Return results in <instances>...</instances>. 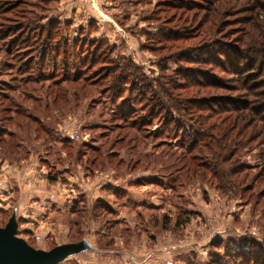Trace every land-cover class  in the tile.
I'll use <instances>...</instances> for the list:
<instances>
[{
    "label": "rangeland",
    "instance_id": "1",
    "mask_svg": "<svg viewBox=\"0 0 264 264\" xmlns=\"http://www.w3.org/2000/svg\"><path fill=\"white\" fill-rule=\"evenodd\" d=\"M185 1L200 3L204 8L175 10L178 0H0V31L7 33L0 45L4 48L5 41H14L16 33L10 34L9 28L18 27L19 22L26 23L29 17H37L40 26L67 28L60 30L58 38L79 39L76 48L81 43L84 45L80 56L89 48L88 43H92L102 48L110 60L132 63L147 83L153 84L152 90L157 91L154 81L160 86L168 79L175 81L173 72L178 69L174 60L176 49L164 45L166 38L158 41L159 32L168 31L166 22L177 25V29L186 26L185 33L211 31L212 35L206 36L210 39L205 40L208 45L211 41L215 46L221 43L245 50L254 40L264 39V21L259 19H264L261 15L264 13L255 9L252 0ZM258 3L264 6V0ZM212 6L217 11L215 15L208 10ZM258 29L262 36L255 32ZM178 32L184 33L182 29ZM194 43L193 40L180 44L188 48ZM143 44L149 47L143 49ZM207 53H214L215 59H224L227 67L226 58L214 47L197 50L194 56ZM228 54L231 57L233 52ZM0 61H6L3 54ZM163 62L164 72L160 70ZM180 67H193L203 73L199 79L205 77L211 81L209 84H214V87H207V83L201 89L195 87L193 91L198 90L199 95L194 100L213 98L215 109L230 105L243 107L246 101H254L249 92L238 87L237 75L229 67L225 69L227 73L219 67L202 64L183 63ZM99 78H85L89 87L85 89L86 95H77L79 101L71 99L66 108L52 107L49 118L55 136L61 140L73 139V146L66 147L59 142L54 145L51 156L45 157L40 147L44 136L33 138L24 130L19 131L18 139H22L17 146L29 154L20 153L17 163L10 155L17 135L13 139L3 136L0 232L7 234L11 249L18 250L20 256L26 250L32 252L17 259L18 263H35L45 255L49 264H187V258L190 264H206L218 255L221 264H231V256H240V253L252 256L247 262L254 258L261 262L264 259L262 102H253L255 106L246 109L250 127H244L238 135L236 130L230 132L225 139L227 146L236 147L232 164H219L209 161L205 153L204 157L196 153L184 156L176 139L168 138V132L164 134L156 123L148 129L147 136L133 138V146L118 136L121 133L117 129L106 131V136L101 138V130L94 127L108 128V119L117 106L97 102L102 99L97 91L100 87L96 85ZM245 78L249 81L250 75ZM0 81L14 84L4 72L0 74ZM140 89L134 91L136 96L140 95ZM69 94L71 97L73 93ZM11 95L16 97V93ZM253 109L257 111L254 115L249 113ZM0 125L3 129L18 131L1 115ZM158 133L159 138L155 135ZM240 140L246 145L240 146ZM103 143L107 144L99 155L94 154L95 162L88 163L91 162L88 156L93 154L80 150V144L100 148ZM78 153H82L80 159ZM46 158L50 164L54 163L55 169L64 172L63 176H56L49 170V163L47 167L42 163ZM206 164L209 165L204 170L196 168ZM226 169H237L238 174L232 176ZM209 171L219 172L216 179L220 183V176L227 175L223 177L226 183L221 191L215 189L216 181L209 179ZM227 182L235 183L234 189ZM241 187L248 191H241ZM218 243L222 246L217 251L218 245L214 244Z\"/></svg>",
    "mask_w": 264,
    "mask_h": 264
},
{
    "label": "trees",
    "instance_id": "2",
    "mask_svg": "<svg viewBox=\"0 0 264 264\" xmlns=\"http://www.w3.org/2000/svg\"><path fill=\"white\" fill-rule=\"evenodd\" d=\"M252 1L255 2V9H260L264 13V6L259 5V0ZM38 4L40 5V3ZM195 7L203 9L204 5L195 3L194 1L178 0L175 10L188 11L193 10ZM208 10L212 11L214 15L217 12L214 11L213 6L208 8ZM250 12H253V10ZM259 15L256 17H261ZM36 18L29 17L26 19V23L19 22L18 27L9 28L10 34L16 33L14 41H11V43L10 41H5L6 45L4 48L0 45V55L3 54L6 58V61H0V70H2L0 74L4 72L5 76L14 83L11 86L4 83V81H0V115L3 116L8 124L15 125V128L18 130L3 129L0 125V143H5L3 139L4 135H7L9 139H13L17 134H20L19 131L24 130L33 138L41 137V135L44 136L40 142V147L45 157L51 156L52 151L55 150L54 145L59 142L63 143L66 147L73 146V139L67 137L61 140L55 136L52 129L54 125L51 123V118H49L52 107L56 109L66 108L69 107L71 99L79 101V96L77 95L80 93L86 95L85 89L89 87L88 83L84 81L86 80L85 78L95 80V78L100 77L96 85L100 87L99 89L97 88V91L98 96L102 99L97 102L104 101L108 105L117 106L113 115L108 119V128L102 126L94 127V130H101L99 135L101 138L106 136V131L117 129L121 133L118 136L124 138L125 141L131 142L133 146L132 139L142 134L146 135L148 129L156 123L164 132H168V138L176 139V144L183 151L182 154L184 156L191 153L203 156L205 153L209 161H218L219 164H229L231 163V158L236 156V154L234 155L236 147L232 149L230 145L227 146L226 143L228 141L225 139L230 136V132L232 133L236 130V134L238 135L243 132L244 127H250L251 123L248 121L249 115H246L245 112L247 108L249 110L250 107L255 106L253 102H262L260 104L264 105V91L261 90V88H264V85L259 84V82H264L262 81V78H264V39H262V42L256 39L253 43H248L250 46L248 45L245 50L235 46L222 45L221 43L216 44V49L214 42L210 41V45L205 43L207 42L205 41L207 38L210 39V37L206 36H211V31L207 30L201 33L187 31L185 33L184 28H187L186 26L181 25L177 29V25H170L166 22L164 25L169 26L165 27L168 31L165 33L160 31L157 35L159 36L158 41L162 42L163 38H166L167 42L164 45L168 44L170 45V49H176L177 52L173 55L176 57L174 60L177 62L178 69L173 72L175 81L168 79L165 85L162 84L163 86H160L156 80L154 81L156 83L154 86H158V88L157 91H153V84H148L146 77L141 74L140 69L132 63L127 62V60L122 61V63L112 58L110 60L102 48L92 43H88L89 48L84 49L83 56H80V52L83 51L82 46L84 45L81 43L76 48V42L79 39L69 41L68 38L62 39V36L58 38L60 30L67 28L54 25L43 27L38 25L39 20H36ZM259 19L264 21L263 18ZM180 29L184 32L181 35L178 32ZM255 32H258L257 35L262 36L261 29ZM6 34V31H0V41H4L3 37ZM193 40L196 41V44L194 43L188 48H184V45L180 44ZM93 45H95L94 49L92 48ZM142 47L143 49H147L149 46L147 47V44H143ZM212 47L216 51L220 50L224 55L226 58L225 63L230 68L229 71L234 70L233 75H237L235 81L239 84L238 87L243 89V91L249 92L254 101H246L243 107L230 105L215 109L213 107V98L193 99L199 93L198 90L193 91V89H196L195 87H203L205 83H207L205 84L207 87L214 84H209L211 81L203 76H201L203 78L199 79V76L203 75V73H200L197 69L180 66L183 63L216 66L227 73L225 69L229 68L225 66L224 59L213 58L215 52L207 53L206 56L201 54L194 56L197 50H212ZM188 51H192L193 54H188ZM227 52H233V55L230 57V54ZM48 56L50 58H46ZM209 57L211 59H208ZM16 60H18V64L14 62ZM161 66L160 70L164 72L166 70L164 62L161 63ZM247 75H250L249 81H246L245 77ZM139 87H142L140 89L141 93L136 96L134 91H138L139 89L137 90V88ZM70 92L73 93L71 97ZM12 93H16L15 98L11 95ZM253 111L255 110L253 109ZM253 111H249V113L254 115L257 112ZM34 112L40 115H36ZM249 118V120L255 122L253 117ZM112 120H114V123ZM170 131H172V134H170ZM155 135L158 136L159 133ZM18 137L19 135H17L16 139ZM21 139L16 141L17 143L12 149L13 151H10V155L14 158L12 160H15L17 163L18 159H20L17 156L20 153L29 154L25 148L18 147V141ZM239 143L240 146L246 145L241 140ZM106 144L103 143L100 148L80 144V150L85 149L90 151L93 155L88 156L91 160L88 163H94V154L99 155L101 149H104V145ZM81 154H77L79 159L81 158ZM46 159L47 161L42 160V163L47 167L49 158ZM205 159L207 158L205 157ZM207 165L209 164L196 166V168L204 170L208 168L206 167ZM215 167L217 168L218 166L215 165ZM48 168L56 176L59 174L63 176L64 172L61 169H55L54 163H49ZM216 172L209 171L207 173L209 179L212 178L216 181L215 189L221 191V188L225 186L224 183H226L223 177L226 178L227 175L223 174V177L222 175L220 176V181L222 180L220 183L216 179L220 174ZM225 172L232 176L238 174L237 169H226ZM201 176L204 177L203 175ZM227 184L234 189L233 185L235 183L232 185L227 182ZM238 186L240 185L237 184ZM241 191L246 192L248 190L246 187H241ZM182 223L184 224L185 222L183 221ZM182 223L178 222V225H182ZM214 245H218V251L222 243ZM248 257L252 258V256H248L246 253H240V256L239 254L231 256L232 261L230 263L264 264V259L261 258V262L256 258L254 260L250 259L251 261L248 260L247 262ZM214 258L216 259L208 261L206 264H221L218 260V255ZM186 261L187 264H190L188 263V258Z\"/></svg>",
    "mask_w": 264,
    "mask_h": 264
},
{
    "label": "water",
    "instance_id": "3",
    "mask_svg": "<svg viewBox=\"0 0 264 264\" xmlns=\"http://www.w3.org/2000/svg\"><path fill=\"white\" fill-rule=\"evenodd\" d=\"M7 234L0 232V264H19L17 259H21L22 256L32 254L31 251L26 250V253L20 256V252L16 249H11L12 247L10 246V240L6 238ZM24 249L22 250V252ZM30 256V255H29ZM43 260L38 261L36 260L35 263H30V264H49L48 261L49 259H45V255L41 256Z\"/></svg>",
    "mask_w": 264,
    "mask_h": 264
}]
</instances>
